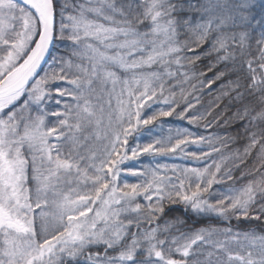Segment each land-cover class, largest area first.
Returning a JSON list of instances; mask_svg holds the SVG:
<instances>
[{
  "label": "snow or ice",
  "instance_id": "6c2138e0",
  "mask_svg": "<svg viewBox=\"0 0 264 264\" xmlns=\"http://www.w3.org/2000/svg\"><path fill=\"white\" fill-rule=\"evenodd\" d=\"M0 264H264V3L0 0Z\"/></svg>",
  "mask_w": 264,
  "mask_h": 264
},
{
  "label": "trees",
  "instance_id": "16d2710c",
  "mask_svg": "<svg viewBox=\"0 0 264 264\" xmlns=\"http://www.w3.org/2000/svg\"><path fill=\"white\" fill-rule=\"evenodd\" d=\"M70 1V0H69ZM230 2H235V0H230ZM264 3V0H257V4H262ZM254 14H255V18L259 19L260 18V7L255 8L254 10ZM253 35V40H252V46H253V51H255V38L259 35V30L256 29L255 31H253L252 33ZM210 47V42L206 43L205 45H203L202 48L198 49L197 52H203L206 49H208ZM193 53H189V55H192ZM214 59V55L213 56H208L205 57L203 60L197 62L196 66H195V71L197 73L200 72H204L205 76L203 77V79L207 80L210 79L211 77H213L215 75V72L219 70V68H222L223 65H220L218 69H214L213 71H209L208 70V65L209 63H211ZM175 67V66H174ZM233 79H235V76H232ZM225 81H217L216 84H214L212 86V88L216 91H213L211 95L208 94L207 89H205L204 95L202 97V101L201 104H199L197 106V110L200 113H207L208 111H211L212 114L211 115H205V119L199 122L198 126H194V125H190L187 124L186 121H175L174 123H176L177 125L181 126V127H187L190 131L194 132L196 135H210V134H216L219 133L221 135L225 134V133H232L235 134L236 131H238L240 129V124L236 123V124H232L229 127L224 126V120L227 118V116H231L232 115V110H234V106L233 109L230 110L225 117L220 118L218 120V122L216 123H212L214 120V117L217 116L218 113H220L221 109H223L224 105L227 104V100H225L223 103L220 104L219 107L214 108V109H210V104L211 102L214 100L215 95L218 94V90H219V85L221 83H223ZM178 90V89H177ZM179 111V109H178ZM169 120H173L174 118L170 117L168 118ZM205 124H212L211 127L205 129L204 125ZM245 144V141L243 139H239L237 140L234 144H231L229 146V148L224 149L225 152H228L231 149H243V146ZM189 151H197L199 152L200 149L196 148L194 146H189ZM152 157H141V160L145 161V165H147L148 162L152 161ZM157 161L161 162V163H168V164H177L180 166H199V167H203L204 163H199L197 164L195 161L192 160H183L177 157H157L156 158ZM134 163V165L136 167H141L142 165L137 161V162H130V164ZM249 164L252 163V159L249 158L248 161ZM236 175L239 176V172H236ZM129 182L135 183L138 182V178L137 177H132L129 176L127 177ZM247 179V178H246ZM216 187H220V186H216ZM176 209H178V211L174 212V213H170L169 216L165 217V219H171L172 217H176L179 218L181 220H184L186 223L183 225H179L178 227L181 228V230H187V229H198V228H202V227H219V228H224L227 227L226 222L222 221V220H218L215 217H203V216H195L191 213H184L183 211V207L182 205H175L173 206ZM161 224L163 223V221L160 222ZM251 225H255L256 222H248V221H241L240 222V228L241 229H245L247 230L249 228V226ZM232 225L235 227L236 226V221H232Z\"/></svg>",
  "mask_w": 264,
  "mask_h": 264
},
{
  "label": "rangeland",
  "instance_id": "374dc122",
  "mask_svg": "<svg viewBox=\"0 0 264 264\" xmlns=\"http://www.w3.org/2000/svg\"><path fill=\"white\" fill-rule=\"evenodd\" d=\"M81 2H82V0H81ZM69 3L70 4H75L76 3V0H70Z\"/></svg>",
  "mask_w": 264,
  "mask_h": 264
}]
</instances>
